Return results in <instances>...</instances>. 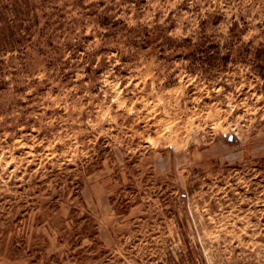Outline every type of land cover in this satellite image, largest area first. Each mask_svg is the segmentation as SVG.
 <instances>
[{"label":"rangeland","instance_id":"rangeland-1","mask_svg":"<svg viewBox=\"0 0 264 264\" xmlns=\"http://www.w3.org/2000/svg\"><path fill=\"white\" fill-rule=\"evenodd\" d=\"M9 2L0 264H264V0Z\"/></svg>","mask_w":264,"mask_h":264},{"label":"trees","instance_id":"trees-1","mask_svg":"<svg viewBox=\"0 0 264 264\" xmlns=\"http://www.w3.org/2000/svg\"><path fill=\"white\" fill-rule=\"evenodd\" d=\"M11 3L9 2V4L5 7H9L10 5V12L9 14L12 16H16V13L18 11V9L21 8V4L18 2V0H10ZM9 10V8H8ZM7 10V11H8ZM3 15V12H0V22L2 23V28H1V39L0 40H4L6 42V44L8 46H14L17 44V38L14 36V29L16 28V26L12 25V20H10L8 13L7 15Z\"/></svg>","mask_w":264,"mask_h":264}]
</instances>
